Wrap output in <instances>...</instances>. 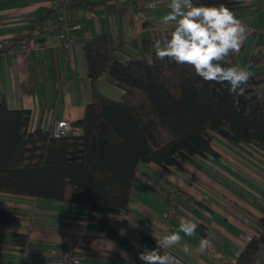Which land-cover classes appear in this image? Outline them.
<instances>
[{"label":"crops","instance_id":"0c3cea01","mask_svg":"<svg viewBox=\"0 0 264 264\" xmlns=\"http://www.w3.org/2000/svg\"><path fill=\"white\" fill-rule=\"evenodd\" d=\"M155 1V9L142 11L130 0H72L69 22L78 29L70 50L62 51L46 0H0V42H7L0 53V99L6 108L29 111L30 131H50L59 121L72 124L83 118L93 84L106 98L120 101L122 91L106 76L93 81L87 74L84 43L107 37L121 62L138 58L145 41L148 50L156 49L158 41L163 45L165 32L175 25L160 20L169 11V0ZM196 2L224 3L234 12L246 25L247 38L239 52L227 57L246 70L252 57L261 56L262 62L248 71L264 74V0ZM212 147L219 159L177 158L169 168L139 164L131 187L126 219L142 235L159 239L166 230L161 217L171 210L168 233L182 222L196 223L195 235L181 232V241L163 251L181 264H235L258 233L256 223L264 211V153L219 136ZM0 200L20 220L18 226L0 225L3 264H49L53 253L71 242H83L80 264H136L127 250L87 222V206L5 194ZM200 228L205 237L197 233ZM12 234L28 235L24 252L13 244ZM129 237L139 250L146 247ZM202 238L210 243L198 253Z\"/></svg>","mask_w":264,"mask_h":264},{"label":"trees","instance_id":"16d2710c","mask_svg":"<svg viewBox=\"0 0 264 264\" xmlns=\"http://www.w3.org/2000/svg\"><path fill=\"white\" fill-rule=\"evenodd\" d=\"M144 44L138 58L121 62L107 37L84 43L89 77L106 76L123 95L114 102L93 84L83 118L71 124L81 129L79 136L54 138L50 131H30V112L8 110L0 99V194L87 206V222L127 250L136 264H141V250L129 236L155 247V239L126 219L139 164L169 168L177 158L219 159L212 147L216 136L264 153V74L251 75L244 95L234 98L226 84L202 82L189 67L160 59L156 49ZM261 62V56L252 57L246 70ZM221 63L237 66L227 56ZM19 221L0 200V225L18 226ZM256 226L258 233L235 264H255L258 246L264 245V211ZM197 233L205 237V228ZM12 238L24 252L28 235Z\"/></svg>","mask_w":264,"mask_h":264},{"label":"clouds","instance_id":"9594fccd","mask_svg":"<svg viewBox=\"0 0 264 264\" xmlns=\"http://www.w3.org/2000/svg\"><path fill=\"white\" fill-rule=\"evenodd\" d=\"M169 11L160 17L163 24L175 27L165 32L164 44L157 42L155 55L168 58L177 65L187 66L202 82L227 86L234 98L244 95L251 73L238 66L225 67L221 62L230 53L239 52L247 38V27L224 3L208 5L196 0H169ZM196 223L182 222L179 230L162 235L155 247H144L137 253L141 264H181V261L162 250L170 249L181 241L180 233L195 235ZM202 238L197 249L204 253L209 245ZM188 245L184 251L188 252Z\"/></svg>","mask_w":264,"mask_h":264},{"label":"built area","instance_id":"2783aa9c","mask_svg":"<svg viewBox=\"0 0 264 264\" xmlns=\"http://www.w3.org/2000/svg\"><path fill=\"white\" fill-rule=\"evenodd\" d=\"M53 15L54 23L57 27L59 46L62 51H69L74 43V31L77 26H72L69 22L68 8L72 0H46ZM142 11H150L156 8L155 0H130ZM7 42H0V53L5 50ZM81 129L71 125L67 121H59L50 129L51 136L54 138L65 137L68 135L79 136ZM174 213L173 210L163 214L161 219L166 223V230L163 235L168 234L170 226L169 219ZM83 242H71L64 246L62 250L53 253V259L49 264H80L79 249ZM257 260L255 264H264V245L260 244L257 249Z\"/></svg>","mask_w":264,"mask_h":264}]
</instances>
